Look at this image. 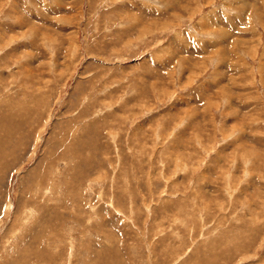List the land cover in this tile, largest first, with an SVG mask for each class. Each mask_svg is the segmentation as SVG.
I'll return each mask as SVG.
<instances>
[{
	"label": "rangeland",
	"instance_id": "rangeland-1",
	"mask_svg": "<svg viewBox=\"0 0 264 264\" xmlns=\"http://www.w3.org/2000/svg\"><path fill=\"white\" fill-rule=\"evenodd\" d=\"M0 264H264V0H0Z\"/></svg>",
	"mask_w": 264,
	"mask_h": 264
}]
</instances>
